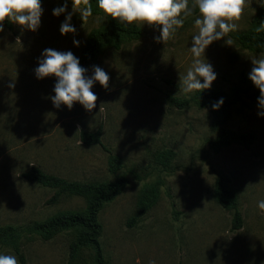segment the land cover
<instances>
[{
	"label": "rangeland",
	"instance_id": "374dc122",
	"mask_svg": "<svg viewBox=\"0 0 264 264\" xmlns=\"http://www.w3.org/2000/svg\"><path fill=\"white\" fill-rule=\"evenodd\" d=\"M61 2L41 0L43 13L35 32H21L15 24L0 32V225H23L84 207V199L74 195L45 204L53 189L21 176L31 165L68 179H114L107 152L79 137L81 131L100 127L101 141L120 158L116 173L127 179L124 190L99 213V241L107 264H264V211L256 207L264 200V117L256 115L258 90L239 79L241 71L249 72L250 58L260 52L241 47L229 33L231 46L221 38L204 51L216 73L211 87L225 93L236 85L244 89L226 128L256 135L248 149L233 143L214 151L208 110L179 108L166 99L167 94L184 98L195 91L185 94L178 83L192 60L188 47L196 31L195 12L164 42L153 41L152 27L133 22L141 29L139 38L119 50H103L87 67L90 72L92 65H99L109 75L107 88L98 83L92 87L96 107L86 111L74 102L68 110L53 107L48 99L53 77L34 78L36 58L44 48L79 56L89 31L106 21L97 14L80 21L74 14L71 23L80 43L73 46V34L58 32L63 14L51 15ZM258 6V0H245L234 32L248 27ZM166 148L174 156L163 170L154 154ZM219 173L230 176L243 218L238 229H231L232 211L213 198ZM157 179L164 181L157 201L128 225L141 187ZM71 237L70 231L49 240L24 235L26 264H89L86 249L68 262ZM0 252L15 255L8 246L0 245Z\"/></svg>",
	"mask_w": 264,
	"mask_h": 264
},
{
	"label": "trees",
	"instance_id": "16d2710c",
	"mask_svg": "<svg viewBox=\"0 0 264 264\" xmlns=\"http://www.w3.org/2000/svg\"><path fill=\"white\" fill-rule=\"evenodd\" d=\"M93 14L102 16L95 6V0H90ZM105 24L93 28L87 34L79 62L88 67L94 62L101 52L107 48L119 50L125 42L139 38L141 29L136 25L122 27L112 18L105 19ZM264 5L258 6L254 16L250 19L248 27L240 32L229 33L230 37L241 47L255 52H264ZM5 27L11 29V24L5 21ZM260 28V31L256 29ZM240 82L248 83L247 74L243 71L239 74ZM244 89L235 86L229 93H225L217 87L195 90L188 97L180 98L167 94L166 99L171 104L182 108L195 105L198 108H206L210 113V125L215 131L214 138L210 141V147L218 151L221 147L236 143L244 148H249L256 135L252 131L236 132L226 128V123L232 115L234 104L239 100ZM223 98L222 105L213 110L211 104L218 98ZM80 139L86 145H99L108 155V168L114 179H68L63 176L47 172L38 165H31L21 172V176L27 181H34L53 189L52 194L46 199L45 204L57 203L66 195L79 196L84 199L85 205L78 210L58 211L43 220H32L23 225H0V245L10 247L17 256L20 264H26L25 256L21 250V238L24 235H37L43 240H49L56 234L70 231L72 234L68 243V262L75 260L79 253L86 249L90 251L89 264H107L100 245L102 224L99 213L105 203L110 202L117 194L124 190L127 179L116 172L121 168V161L110 148L101 141V128L94 131H81ZM174 151L170 148L163 149L154 154V159L163 170L169 167ZM162 179L144 184L137 196L136 206L128 219L127 224H134L157 201L159 188L163 184ZM213 198L224 209L232 211L231 229H238L243 223L242 214L238 208L234 189L230 176L225 173L217 174L213 188Z\"/></svg>",
	"mask_w": 264,
	"mask_h": 264
},
{
	"label": "clouds",
	"instance_id": "9594fccd",
	"mask_svg": "<svg viewBox=\"0 0 264 264\" xmlns=\"http://www.w3.org/2000/svg\"><path fill=\"white\" fill-rule=\"evenodd\" d=\"M244 3L245 0H192L191 5L189 0H95L103 21L110 17L122 27L141 22L152 27L156 33L152 37L154 42L172 38L184 24L185 18L195 12L193 24L196 31L188 47L192 56L191 64L178 78L179 88L185 94L211 87L216 73L205 58L204 51L211 42L221 38L224 45H232L233 41L227 34L237 29L234 21L240 18ZM258 3L264 5V0H258ZM42 13L41 0H0V32L5 29V21L18 26L21 32H35L40 25ZM62 14L63 20L58 32L60 35L73 34L72 44L78 46L80 41L75 38L76 27L71 19L74 14H78L80 21H86L93 15L92 4L90 0H62L51 9V15L57 17ZM250 62L247 79L259 93L255 104L256 115L258 118L264 117V52L251 57ZM32 71L37 80L54 78L52 94L48 99L55 108L63 105L71 110L75 102L84 110L91 111L96 107L97 100L96 93L92 91L93 85L98 83L102 88L108 87L109 75L102 67L92 65L89 72L70 50L42 49ZM8 87H13V83H9ZM222 103L223 98H218L211 104V108L216 110ZM256 207L264 211V200H258ZM0 264H18V260L14 254L0 252Z\"/></svg>",
	"mask_w": 264,
	"mask_h": 264
}]
</instances>
